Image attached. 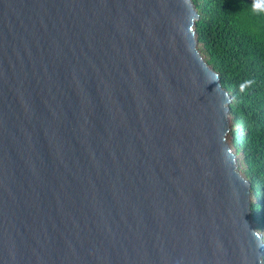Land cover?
Instances as JSON below:
<instances>
[{
  "label": "water",
  "instance_id": "95a60500",
  "mask_svg": "<svg viewBox=\"0 0 264 264\" xmlns=\"http://www.w3.org/2000/svg\"><path fill=\"white\" fill-rule=\"evenodd\" d=\"M196 17L0 0V264H264Z\"/></svg>",
  "mask_w": 264,
  "mask_h": 264
},
{
  "label": "trees",
  "instance_id": "16d2710c",
  "mask_svg": "<svg viewBox=\"0 0 264 264\" xmlns=\"http://www.w3.org/2000/svg\"><path fill=\"white\" fill-rule=\"evenodd\" d=\"M191 1L197 11V48L230 95L228 116L238 127L231 144L255 200L251 223L264 242V44L249 34L256 31L252 16L245 14L253 0ZM248 79L255 80L254 86L241 91Z\"/></svg>",
  "mask_w": 264,
  "mask_h": 264
},
{
  "label": "clouds",
  "instance_id": "9594fccd",
  "mask_svg": "<svg viewBox=\"0 0 264 264\" xmlns=\"http://www.w3.org/2000/svg\"><path fill=\"white\" fill-rule=\"evenodd\" d=\"M246 15H251L253 23L255 24L256 31L250 32L258 42L264 44V0H253L251 9ZM255 80L248 79L241 83L240 90L246 91L248 88L253 87Z\"/></svg>",
  "mask_w": 264,
  "mask_h": 264
},
{
  "label": "rangeland",
  "instance_id": "374dc122",
  "mask_svg": "<svg viewBox=\"0 0 264 264\" xmlns=\"http://www.w3.org/2000/svg\"><path fill=\"white\" fill-rule=\"evenodd\" d=\"M226 120H227V125H226V127H227V131H226V133H225V142H226V144L227 145H229V148H230V150L234 153V148H233V146H232V140L230 139V132H233L234 130L236 131L237 129H238V127H237V124L236 123H233L232 122V120H231V118L228 116V114H227V116H226ZM234 155H235V153H234ZM236 157H238V156H236L235 155V158ZM236 164H238V162H237V160H236ZM248 199H249V201H250V195H248Z\"/></svg>",
  "mask_w": 264,
  "mask_h": 264
},
{
  "label": "built area",
  "instance_id": "2783aa9c",
  "mask_svg": "<svg viewBox=\"0 0 264 264\" xmlns=\"http://www.w3.org/2000/svg\"><path fill=\"white\" fill-rule=\"evenodd\" d=\"M193 30V29H192Z\"/></svg>",
  "mask_w": 264,
  "mask_h": 264
}]
</instances>
